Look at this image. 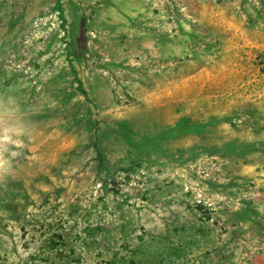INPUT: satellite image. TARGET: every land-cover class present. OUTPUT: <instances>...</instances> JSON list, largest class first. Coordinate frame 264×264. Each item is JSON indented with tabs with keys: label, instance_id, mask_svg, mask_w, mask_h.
<instances>
[{
	"label": "rangeland",
	"instance_id": "obj_1",
	"mask_svg": "<svg viewBox=\"0 0 264 264\" xmlns=\"http://www.w3.org/2000/svg\"><path fill=\"white\" fill-rule=\"evenodd\" d=\"M236 5L0 0V264H75L73 204L148 236L188 201L264 264V15Z\"/></svg>",
	"mask_w": 264,
	"mask_h": 264
},
{
	"label": "trees",
	"instance_id": "obj_2",
	"mask_svg": "<svg viewBox=\"0 0 264 264\" xmlns=\"http://www.w3.org/2000/svg\"><path fill=\"white\" fill-rule=\"evenodd\" d=\"M207 2V0H202ZM238 2L237 13L248 14L249 18L260 19L264 15V0H222ZM185 117L180 118L174 127H182ZM97 154L102 156L98 144L95 143ZM204 186V185H203ZM81 207L73 204L71 215L74 216L76 232L85 236V250L76 255L75 264H231L234 258L241 255V261L247 258L248 252L238 254V249L247 248L244 238H237L236 224L230 221L228 208L220 205H206L204 202L190 201L167 210L166 232H151L150 235L135 236L136 228L132 219L124 213L115 215L107 221L105 216L92 212H81ZM250 208L245 202L234 214L242 223ZM225 217L221 223V244L207 249L201 255H194L200 243H206L210 238L213 216ZM220 220L214 222L216 226ZM240 229H243L244 225ZM254 224L258 225L259 220Z\"/></svg>",
	"mask_w": 264,
	"mask_h": 264
}]
</instances>
